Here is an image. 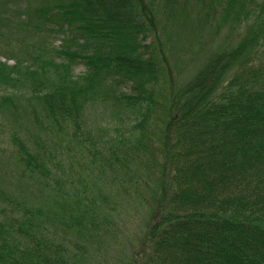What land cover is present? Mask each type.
<instances>
[{
	"label": "trees",
	"instance_id": "16d2710c",
	"mask_svg": "<svg viewBox=\"0 0 264 264\" xmlns=\"http://www.w3.org/2000/svg\"><path fill=\"white\" fill-rule=\"evenodd\" d=\"M21 7L5 18L29 44L5 55L14 65L0 64L2 104L15 109L16 87L29 83L81 149L95 147L81 117L90 101L126 120L108 156L90 152L148 209L136 249L117 264H264V0H42L36 23ZM40 30L63 37L49 58L33 46ZM183 35H206L201 51L217 42L181 83L173 47ZM77 66L85 71L72 75ZM6 204L17 215L0 219V264H101L91 257L101 248L87 247L92 203L82 212L62 203L48 222L70 234L60 239L41 231L39 210L13 201L0 211Z\"/></svg>",
	"mask_w": 264,
	"mask_h": 264
},
{
	"label": "rangeland",
	"instance_id": "374dc122",
	"mask_svg": "<svg viewBox=\"0 0 264 264\" xmlns=\"http://www.w3.org/2000/svg\"><path fill=\"white\" fill-rule=\"evenodd\" d=\"M41 5L42 0H0V64L14 65L15 61L5 59V55L12 51L19 54L20 48L29 44L28 38L26 41L21 38L24 32L16 31L15 25L5 17L12 12H22L23 6L30 23L40 22L33 13ZM35 34H38V41L33 46L37 51H44L47 58L53 56L52 48L59 49L62 45V36L53 40L45 30ZM205 36L189 41L191 38L183 35L179 42H175L173 49L179 59L177 74L181 83L195 75L217 42L201 51L199 48ZM84 71L82 66H77L72 75L78 76ZM16 88L21 93L15 109L2 104L1 96L5 92L0 88V204L14 201L39 210L40 217L34 219L38 224L42 220L40 226L43 229L40 230L60 239L69 238L70 234L64 233L62 223L48 222L51 217L60 216L62 203L74 205L76 212H82L84 205L92 203L84 214L85 220L95 225L86 227L92 236V244L87 247L89 251L101 248L103 254L93 251L92 260L101 264H117V261L131 257L136 249L137 236L148 220V209L143 208V203L134 195L129 197L128 193H122L123 187H131L125 180L113 185L108 180L112 176L104 168L103 158H93L90 154L98 151L104 157L108 156L105 145H110L111 137L119 130L122 132L128 128L126 120L120 116L123 114L112 113L98 101L84 105L81 117L95 147L81 149L71 127L61 129L59 122L55 123L46 116L37 94H31L29 83L24 82ZM20 144L32 157L43 162L42 170L35 171L19 161L17 151ZM134 189L133 185L131 190ZM4 208L0 211V219L11 221L9 217L17 213L10 210L9 204ZM18 224L17 221L15 225L20 227Z\"/></svg>",
	"mask_w": 264,
	"mask_h": 264
}]
</instances>
